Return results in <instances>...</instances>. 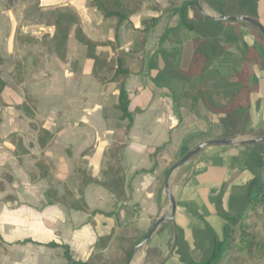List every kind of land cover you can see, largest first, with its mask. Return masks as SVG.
I'll return each mask as SVG.
<instances>
[{"label":"crops","instance_id":"obj_1","mask_svg":"<svg viewBox=\"0 0 264 264\" xmlns=\"http://www.w3.org/2000/svg\"><path fill=\"white\" fill-rule=\"evenodd\" d=\"M191 1L151 0L119 31V49L130 53L137 50L145 22L159 19L148 36L142 72L125 84L134 123L123 149L122 202L101 184L113 164L109 152L118 129L126 125L117 108L120 85H103L91 74L92 61L75 39L76 26L65 60L51 53L50 37L43 38L52 34L57 9L75 11L84 33L102 44L115 43V20L105 21L89 0H40L39 7H23L37 13L25 24L24 16L12 15L7 2H0V70L7 83L1 94L5 106H0V264H67L66 247L75 261L86 262L92 256L107 257L109 248L97 247L101 238L133 228L146 236L169 211L170 168L197 145L223 138L224 114L216 109L243 86L235 80L239 73L252 90V132L246 137L264 131L260 34L246 23L209 20L193 5L186 14L191 28L181 24L179 14L167 11L174 3L180 7ZM199 1L207 15L220 16L207 0ZM256 9L255 20L264 26V0H258ZM46 12L49 22L43 24ZM17 31L30 39L15 41ZM114 53L109 45L97 48L98 55ZM17 61L26 67L22 84L11 78ZM26 94L37 102L35 118L18 109ZM42 130L53 135L46 147ZM251 154L249 147L213 146L178 168L169 187L177 204L175 216L158 228L131 264H187L178 253L177 229L193 262L206 260L212 247L209 228L223 238L226 221L219 209L235 214L242 206L253 178L247 169ZM43 159L55 167L47 177L39 168ZM88 178L96 182L84 185Z\"/></svg>","mask_w":264,"mask_h":264},{"label":"trees","instance_id":"obj_2","mask_svg":"<svg viewBox=\"0 0 264 264\" xmlns=\"http://www.w3.org/2000/svg\"><path fill=\"white\" fill-rule=\"evenodd\" d=\"M27 1V0H25ZM151 0H89V6L99 11L105 21L115 20V43L102 44L89 38L81 27L78 14L68 8L57 9L53 14L52 34L44 35V39L50 37V51L55 52L63 60L66 58L68 41L71 32L75 29V39L87 50V59L92 61L91 74L95 79L103 84L117 83L120 85L119 104L117 108L122 112V119L126 121L123 128L118 129V137L110 149V158L113 164L104 171L105 181L102 184L117 201L122 202L126 199L125 193V174L122 167L123 149L126 147V137L133 126L134 115L129 110L130 94L125 88V84L132 75L140 74L143 70L144 57L149 33L159 22L158 18H153L145 22V27L139 30L137 50L126 53L119 49L118 38L120 29L130 23L133 15L139 13L144 4ZM220 16H243L248 13L252 18L257 19L256 10L247 9V4L253 2L257 5L258 0H207ZM30 5L39 7L40 0L27 1ZM196 6L195 2H186L180 7L175 3L167 9L169 12L179 14L181 24L191 28L186 20V14L191 6ZM161 10L159 5L154 7ZM250 26V25H249ZM252 27V26H251ZM257 34H260L263 42L264 36L253 27ZM18 30V29H17ZM30 38L21 36L17 31L15 41L23 43ZM102 45H109L115 49L113 57L98 55L97 48ZM3 60L0 58V67ZM76 71V65H72ZM11 78L16 84L26 81V67L23 61L14 63ZM235 80L243 84L236 89L229 103L219 106L216 110L219 114H224L220 123L223 126V138L238 139L246 137L250 132L251 117L248 108L251 104L252 90L248 86L244 74H238ZM0 70V106H5L1 102V94L6 88ZM25 115L30 118L37 116V102L30 95H25L24 102L18 106ZM1 123V117H0ZM41 136L44 138L43 145H50L53 135L42 130ZM1 140V136H0ZM250 148L252 151L248 170L253 175L251 182L244 191L241 207L235 214H228L219 209L220 216L226 221V226L221 239L209 228L212 236V247L206 260L195 263L191 259L187 246L185 245L182 233L179 229L177 242L178 253L181 260L187 264H264V142L252 146H242ZM39 168L43 177L47 173L54 171L55 167L45 159L39 163ZM84 174V172H83ZM96 182L92 178L84 179L83 184ZM60 201L66 202L64 198ZM145 238L137 228L124 229L116 236H108L99 239L98 248H109L107 257H90L86 262H77L72 256L68 247L65 248V258L67 264H128L134 249ZM51 246H56L52 244Z\"/></svg>","mask_w":264,"mask_h":264},{"label":"water","instance_id":"obj_3","mask_svg":"<svg viewBox=\"0 0 264 264\" xmlns=\"http://www.w3.org/2000/svg\"><path fill=\"white\" fill-rule=\"evenodd\" d=\"M194 2H195V5H196L198 11L202 14V16H204L205 18H207L209 20H212L215 22L246 23V24L254 27L255 29H257L264 36V26L261 25L257 20H255L249 16L223 15V16L212 17V16L207 15L204 12L199 0H194ZM263 142H264V136L261 138L250 139V140H238V139H229V138L215 139V140L207 141V142H204V143L197 145L193 150L189 151L178 162H176L168 171L167 180H166L167 190L169 192L170 201H171L169 211L156 220V222L154 223V225L152 226V228L150 229L148 234L145 236V238L134 249V251L131 255V258L128 261V264H131L136 252L139 251L141 248H143L144 246H146L149 243L151 237L156 233V231L158 230V228L162 224H164L166 222H170L173 220L175 213H176L177 204H176L175 198L170 193L169 180H170L172 174L178 168H180L183 165H185L186 163H188L194 156H196L197 154H199L200 152H202L203 150H205L208 147H213V146H252V145H255L258 143H263Z\"/></svg>","mask_w":264,"mask_h":264},{"label":"rangeland","instance_id":"obj_4","mask_svg":"<svg viewBox=\"0 0 264 264\" xmlns=\"http://www.w3.org/2000/svg\"><path fill=\"white\" fill-rule=\"evenodd\" d=\"M2 0H0V2H1ZM5 2H7V4L9 5V7L10 8H12V9H7V10H9L10 12H12V15H15V16H18V15H21V16H24L25 17V19L27 20V21H25V24H27L28 22H30V20H32V18L33 17H35V15L37 14V13H33V11H32V9H30V8H26V9H24L23 7L26 5V4H29L27 1H30V0H27V1H25V0H4ZM248 6H247V9H248V11L250 10H256V11H258L256 8H257V5L256 4H254L253 2H250L249 4H247ZM8 7V8H9ZM257 12L255 13V15L257 16ZM37 16V15H36ZM42 23L43 24H47L48 22H49V12H46L45 14L44 13H42ZM36 20V19H35ZM264 136V131L263 132H261V134L260 135H257L256 137H251V138H238V140H250V139H257V138H261V137H263ZM220 139V138H219ZM209 148H212V147H208V148H206L205 150H207V149H209ZM205 150H203L202 152H200L199 154H197L196 156H194L189 162H191L194 158H196L197 156H199L201 153H203ZM188 162V163H189ZM188 163H186L185 165H187ZM185 165H183V166H185ZM183 166H182V168H183ZM181 168V167H180ZM170 182H171V178H170V180H169V187H170ZM170 191H171V189H169ZM237 205V204H236Z\"/></svg>","mask_w":264,"mask_h":264}]
</instances>
